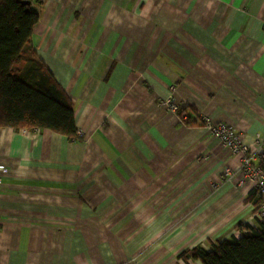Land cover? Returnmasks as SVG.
Segmentation results:
<instances>
[{
  "label": "crops",
  "instance_id": "crops-1",
  "mask_svg": "<svg viewBox=\"0 0 264 264\" xmlns=\"http://www.w3.org/2000/svg\"><path fill=\"white\" fill-rule=\"evenodd\" d=\"M33 7L39 23L15 70L45 65L84 141L0 128V264H174L179 251L235 235L252 187L238 176L215 184L238 156L158 101L175 85L187 113L253 147L264 140V0Z\"/></svg>",
  "mask_w": 264,
  "mask_h": 264
},
{
  "label": "trees",
  "instance_id": "trees-1",
  "mask_svg": "<svg viewBox=\"0 0 264 264\" xmlns=\"http://www.w3.org/2000/svg\"><path fill=\"white\" fill-rule=\"evenodd\" d=\"M27 1L0 0V128L48 130L70 142H82L74 101L45 65L34 58L26 78L15 70L40 19L33 5H40L41 0L31 1V6ZM187 109L183 110L187 115L184 126L201 127L198 112L190 109L187 113ZM261 166L264 170V160ZM248 201L256 202L253 189ZM237 229L241 232L238 236L211 243L209 250L202 246L187 249L179 258L185 264L190 260L201 264H264V222L255 228L241 223Z\"/></svg>",
  "mask_w": 264,
  "mask_h": 264
},
{
  "label": "built area",
  "instance_id": "built-area-1",
  "mask_svg": "<svg viewBox=\"0 0 264 264\" xmlns=\"http://www.w3.org/2000/svg\"><path fill=\"white\" fill-rule=\"evenodd\" d=\"M175 94L176 87L171 85L168 96L160 99L158 105L165 108L181 125H184L187 115L183 110L187 105L178 102ZM199 118L201 128L226 147L231 155L239 158L238 168L223 170L215 185H220L236 176L241 178L239 182L241 186L250 185L256 191V202L249 204L245 224H250L253 228L257 227L259 223L264 222V170L261 166V162L264 160V140L257 136L254 139L256 146L253 147L229 124L215 122L210 116L206 115H199ZM8 173V169L0 163V186L5 178L4 176Z\"/></svg>",
  "mask_w": 264,
  "mask_h": 264
},
{
  "label": "rangeland",
  "instance_id": "rangeland-1",
  "mask_svg": "<svg viewBox=\"0 0 264 264\" xmlns=\"http://www.w3.org/2000/svg\"><path fill=\"white\" fill-rule=\"evenodd\" d=\"M35 5H37V4L35 3ZM33 8H34V7H33ZM30 63H34L33 59L29 60V61L26 63V65H25L24 68H25V69H26L27 67L29 68V67H30ZM29 72H30V71L28 70V72L24 74V77H25V78L30 74ZM243 223H244V222H243ZM239 225H240V223L237 224V226H235L232 230H230V231H233V234L236 233V234H235L236 236H238V235L241 233V232L237 229V227H238ZM206 237H207V235H206ZM206 237H205V238H206ZM222 237H223V236L219 237V239L222 238ZM220 240H224V239H220ZM216 242H219V240H217ZM181 251H182V250H181ZM179 253L181 254L182 252L179 251L178 253H175V254H179ZM180 254H179V255H180ZM173 262H175L174 264H185L183 260L180 261V259H178V258H177V259L174 258V261H173ZM190 262H191V261H190ZM190 262H189V263H190ZM191 264H200V263L191 262Z\"/></svg>",
  "mask_w": 264,
  "mask_h": 264
},
{
  "label": "water",
  "instance_id": "water-1",
  "mask_svg": "<svg viewBox=\"0 0 264 264\" xmlns=\"http://www.w3.org/2000/svg\"><path fill=\"white\" fill-rule=\"evenodd\" d=\"M26 5H27V6H31V5H32L31 0L27 1V2H26Z\"/></svg>",
  "mask_w": 264,
  "mask_h": 264
}]
</instances>
